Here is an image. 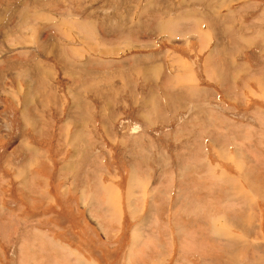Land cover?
Instances as JSON below:
<instances>
[{
  "label": "rangeland",
  "instance_id": "obj_1",
  "mask_svg": "<svg viewBox=\"0 0 264 264\" xmlns=\"http://www.w3.org/2000/svg\"><path fill=\"white\" fill-rule=\"evenodd\" d=\"M230 5L233 13L226 10ZM213 9L217 12H209ZM253 23L258 28L253 30ZM263 24L264 0H0V203L15 211L8 213L7 222L0 217L2 226L17 232L22 222L15 215L20 214L19 220L31 215L22 205L40 193L37 187L28 199L10 167L26 160L33 180L32 166L38 163L37 174L46 173L53 181L61 165L69 182L84 175L85 201L96 198L88 194L107 180L115 186L106 185L109 196L121 192L123 197V228L110 250L112 239L105 242L96 223L80 214L86 208L76 200L73 208L79 216L73 214L72 221L69 208L66 214L69 196L59 202L57 212L47 209L54 214L52 223L65 225L54 234L76 247L75 264L79 259L86 264H160L153 256L163 254L159 244L167 239L161 234L176 219L183 229L168 238V251L172 248L196 264H231L232 258L239 264H264V121L253 108H264V79L256 81L258 91L250 76H243L249 71L247 57L254 71L264 64L262 44H247V33L264 39L259 29ZM207 57L213 58L206 61L209 67L203 61ZM180 59L191 69L182 83ZM244 84L255 90L252 97L243 91ZM18 103L21 112L29 113L22 114L26 135H49L39 144L42 148L17 131L20 123L8 108ZM121 117L132 125H120ZM209 119L217 121L207 124ZM116 132L134 135L124 144L98 140ZM162 162L166 166L161 168ZM105 166L110 177L103 175ZM170 170L181 179L172 178ZM146 175L156 184H161L157 178L166 183L161 203L154 200L149 207L158 219L154 223L146 222L145 205L132 209L124 201L126 194L138 199L145 195L144 188L130 186L144 184ZM56 189L51 184L48 198L56 197ZM167 213L174 220L162 223ZM49 222L39 220L47 228L43 231L54 229ZM106 224L118 228L115 222ZM72 228L86 236L77 238ZM146 229L149 236L130 237L132 230ZM233 233H243L249 243L241 253L239 235ZM16 237H1L0 247L4 250L3 243ZM34 243L27 240L22 245L27 252L20 246L19 254V247L10 254L6 246L0 264H24L27 255L33 259L39 252ZM227 245L237 246L236 253L223 261ZM46 249L61 253L52 242Z\"/></svg>",
  "mask_w": 264,
  "mask_h": 264
},
{
  "label": "crops",
  "instance_id": "obj_2",
  "mask_svg": "<svg viewBox=\"0 0 264 264\" xmlns=\"http://www.w3.org/2000/svg\"><path fill=\"white\" fill-rule=\"evenodd\" d=\"M226 10L227 11L229 10V12L233 13L234 7H232L230 5L229 9L226 8ZM255 11H251V13H254ZM209 12L213 13V12H217V10L213 9V10H210ZM258 26H259L258 23H253L252 29L254 30V29L258 28ZM261 26L262 27H259V29L261 30L260 31L261 34H263L264 33V24ZM250 36H251V33H247V38H248L247 44L258 45V46L262 44L259 47V51L263 50L264 49V46H263L264 45V39H262L258 36H253V37H250ZM197 53H198V51H197ZM212 59L213 58H211V57H207V58H204L203 61L212 60ZM179 64L181 66L180 67V70H181L180 75H184V74L187 75V74L191 73L190 65L187 66L186 62L183 59H180ZM253 64H254V62L249 60L247 57V66H248L249 71L246 74H243V76H247V77L250 76V80L252 81L253 84L250 83L249 86L251 84L254 86V83H255V86L257 87L256 81L260 80V79H264V64L261 63L260 64L261 69H258L256 71L251 69V66ZM204 71H205V74L207 75L206 70H205V64H204ZM186 75L181 77V79H180L181 83L183 81H185ZM205 78H206V76H205ZM246 84L243 85V88L245 87ZM257 89L259 91L258 87H257ZM244 90H248L251 93L250 94L251 97H252V92L255 91L253 89V87L252 88L251 87H245L243 89V91ZM190 94H191L190 92L187 93L188 98H190L189 97ZM13 101L14 100H12V102ZM245 103L247 104V101H245ZM13 104H16V102L14 101ZM19 104L20 103H18V107L15 105H11V107L8 108L9 112L12 113L14 120H16L17 122L20 123L18 125L15 121L13 122V125H18V127H20V129L17 131L23 132V134H25L24 138L27 141L30 139V138L27 139V136L33 137L34 142L38 146H39V144L46 142L49 139L48 138L49 135H47V134L43 135L40 132H38L37 134H34V135H33V133L30 135H26L27 130L22 129L24 127V126H22V123L24 122L22 120V116H23L22 113H25V110H23L21 112V105L19 106ZM252 105H255V104H252ZM253 108L257 114L256 118L260 119L261 122L264 121V108L263 107L260 108V107H258V105L253 106ZM261 109H263V110H261ZM158 111H159L158 106L155 109L153 108V113L157 114ZM25 115L28 116L29 113H26ZM114 117H115V119L118 118L117 115H115ZM121 118L123 120H121L120 125H124L125 127H127L128 125H132V122L128 121L127 117L126 118L121 117ZM213 121H217V120L213 119ZM213 121L211 119H209L207 124H212ZM114 122H116V120H114ZM117 122H120V121H117ZM215 124H217V123H215ZM248 124H250V123H248ZM150 125H154V123H151ZM250 127L248 129L249 132H250ZM262 128H263V134H264V122H262ZM102 129H103V127H102ZM106 132H107V130H106ZM116 133L117 134L108 133L106 135V137H104L105 136V134H104V136H102L103 138L100 136L98 138V140L100 139L101 141H106V142H111V143H116V144L118 142L120 144H124V143H126V138H128V141H130V140H132V137L134 135V134H130L127 137L125 134H122L121 132H116ZM143 133H142L143 135H146L145 131H143ZM71 137H72V135H69V141H71ZM242 138H243V136H242ZM251 139H250V141H251ZM135 140H137V139L135 138ZM207 141H209V139H207ZM210 141H211V144L216 142L213 139H210ZM261 146H262V143L259 145V147H261ZM34 147H35V145H34ZM40 148H42V147H40ZM261 151L264 154V150H261ZM130 154L131 153H129V155ZM169 157L170 156H168L167 158H169ZM177 158L182 159L183 156L177 155ZM52 159H51V161H52ZM45 164H47V162ZM51 165H52V163H51ZM159 166H161V168H162L163 166H166V163L162 162L161 165H159ZM30 167L31 166L29 165V163L26 160L22 161V163L20 164V166L18 168L10 167L14 171V173L12 175L13 180H15V181H17L18 179H19V181L21 180V184H22V186H24V187H21L22 190L28 191V194H27L28 199L30 197L29 192L31 190H36V188L38 187L39 192H40L39 194L33 196V199L32 200L30 199L29 203L24 202V204L22 205L23 209H25V210L28 209L29 211L33 212L31 215L25 214V216L21 220H19L20 219L19 217H21L19 213H18V215H15L17 217L16 220L22 222L21 226L18 228L17 232H14L12 230L13 227L6 228V226H2L3 223L0 222V229H2V230H0V233H2V236L0 235V238L6 237V236H13V235L17 236L16 240H14V241L9 240L7 245H6V246H9V248L11 249L10 254L13 253V250H15L16 247L17 248L19 247L18 251H16V253L19 254L20 246H22L24 243H26L27 240L33 239V241H35V243L31 244V246L34 245L35 250L37 249L39 251L38 255H36L34 253L33 259L29 258V255H27L25 257V260L23 261L24 264H47V262H48V264H75L72 261V256L75 255L76 247L70 246V244L68 242H66V241L64 242L61 238L55 236V234H54L55 230L62 231V229L65 227V225H60V228H59L56 225V222L52 223L54 214L47 212V209L50 207H51L50 209H52L53 212H57L59 209H61V207H59L57 209H56V207L59 205V202H61L64 199H67L68 196H69V207H66V214L68 213V208H69V219H71V221L73 220V217L75 216L73 214H76V216H79V214L75 211V208H73V205L75 204V200H76L78 202V206H81L82 208H86L85 212L80 213V214L83 215L84 219H89L91 222H93V224L96 223V226L98 227V229L100 231V235H102L105 242L107 239H110V240L112 239L111 241L113 242V246L110 245L108 250L112 249L116 245V243L118 242L119 234L121 233L122 228H123V221H122L123 215H122V211H121L122 203H123L122 202L123 197H122L121 192H119V195L111 194V197L109 196V193L107 191L108 187H106V185L110 184L109 185L110 189L115 187L110 180L102 181L101 185L98 186L95 191L90 192L88 194L91 196L98 195L96 198L95 197L93 199L91 198L92 199L91 201L90 200L85 201L84 196L86 194V186L84 183H82V179L84 176L83 174L80 175L79 181L75 180L76 177H74L73 180L71 182H69V175H67L64 171L61 170V165H60L58 168V171H57L56 178L53 181H51L48 179V177L45 176L46 173L42 174V172H39L37 174V172L35 171L36 168L41 167V165H38V163H37V164L32 166V169L34 171L33 172L34 177L32 180L30 175H29V168ZM161 168H160L161 173H163V170ZM110 171H111V169L108 168L107 166H105L103 169V175L106 176V172H108L107 177H110L111 176ZM201 171H198V172L200 173ZM193 172H197V171L195 170ZM170 173L173 175L172 178L181 179V177L179 176V172L175 174V172L170 170ZM131 176H134V175H131ZM16 177H17V180H16ZM134 177L137 178V176H134ZM142 179H144V178H142ZM156 181L161 182V184H156L155 179L152 180V178L149 175H146L144 184L139 182L136 184V186H130L131 189H135V187H139V186L141 187V189L144 188L146 190L145 195L141 196L140 199H138L137 197H131L130 194L129 195L126 194V196H124L125 204L131 206L132 209L135 208L134 204H139V206L145 205L147 207V211L145 212L147 215L146 222L151 221L152 223H154V222L158 221V219L155 215V212H153L152 210L150 211L149 207H151V205H153L154 200L159 201L160 198H163L162 195L165 196V194H166V187L162 189V187L164 185H166L165 180H163L162 178H157ZM51 182H53V183H51ZM51 184L56 186V188H57L56 189L57 190L56 197L52 195V199L48 198L49 194H50L49 189H50ZM17 185H19V184H17ZM174 189L177 190V188H174ZM159 191H160V193H159ZM73 196L77 197V199H74ZM82 200H83V202H82ZM158 203H161V201H159ZM162 203H163V201H162ZM26 205L28 206V208L26 207ZM172 205H177V204L173 203ZM102 208H104V212L102 211ZM12 211L15 213V211L13 209H11L10 206L0 203V217L2 218V220H3V218L5 220H6V218H8V220H9L11 217L8 216V213H11ZM19 211H21V209ZM16 212H18V211H16ZM59 212L62 213L63 215H65V213L62 212V210ZM55 215H56V218L58 219L57 214H55ZM148 216H150L149 219H148ZM247 219H248V215H246V217L242 221L245 226L248 223ZM39 220H42V221L49 220L50 221L48 223L49 226L55 224L54 229L52 231H49V229H48V231H43V229H47V228L43 227V225H40ZM173 220H174V217H172V220L168 219V213H167L166 217L162 219V223L165 221L169 222V221H173ZM109 221H112L113 223L114 222L117 223L119 230L116 231L118 228L115 226V224L113 226H109L108 224H106ZM176 221H177V223H174V226L172 225V227H173L172 229H171V225H167L165 223L166 228L163 230V234H161V237H164L167 240L166 241L163 240L159 244V246L162 247V249H163V254L158 255V256L154 255L153 257H155V259L153 261L159 262L160 264H182V263L196 264L195 261L184 259L183 256H181V257L178 256L177 255L178 253H174L172 248L168 251V247H167L168 240H169L168 238L174 237V234L176 232H178L180 229H183V225H182L181 221L179 219H176ZM6 222H7V220H6ZM222 223H221V226H222ZM32 227L34 228V231L30 229ZM212 230L213 229H211V231ZM37 231H39V232H37ZM154 231L156 232V230H153L152 232H154ZM42 232H45L46 235L42 234ZM72 232L75 233L77 238H80L82 236L83 237L86 236L82 232H80V230L78 231V233H76V231L73 228H72ZM150 233H151L150 229H146V231L144 233H140V230H132L130 233V237L131 238L137 237V236L142 237L144 235L149 236ZM252 233H256L255 230L252 229ZM41 234L44 236H42ZM233 234L234 235H240V236L244 237L243 233H241V234L233 233ZM37 235L40 236L41 239L40 238L34 239L35 236H37ZM257 238H258V236H257ZM225 240L229 242V239H225ZM231 241H234V239H231ZM51 242L60 248L61 253H56L54 250L46 249L48 247L49 243H51ZM64 244H66V245H64ZM3 246H4V250L2 247H0V254L1 255L4 254V251L9 249V248L8 249L5 248L6 247L5 243H3ZM22 247H25V246H22ZM43 247H45V248H43ZM12 248H13V250H12ZM27 248L25 247L26 252H27ZM235 248H237V247H228V245H227V247L224 250V257L225 258L223 259V261L226 260L229 257V255L233 256V253L235 254V252H234ZM135 255H137V254H135ZM135 255H133V256H135ZM84 262H86V261L83 259H79V263H77V264H86ZM240 262L241 261H234L232 258L231 264H239ZM198 263L200 264L199 260H198Z\"/></svg>",
  "mask_w": 264,
  "mask_h": 264
},
{
  "label": "bare ground",
  "instance_id": "obj_3",
  "mask_svg": "<svg viewBox=\"0 0 264 264\" xmlns=\"http://www.w3.org/2000/svg\"><path fill=\"white\" fill-rule=\"evenodd\" d=\"M2 2H3V1H2ZM24 6H25V5H24ZM25 14H26V13H25ZM21 15H22V14H21ZM27 17H28V15H27ZM21 19H22V18H21ZM27 22H28V21H27ZM19 23H20V22H19ZM35 23H36V22H35ZM1 24H2V23H1ZM17 24H18V23H17ZM29 24H30V23H29ZM32 26H33V25H32ZM6 28H7V27H6ZM0 29L2 30V28H0ZM3 30H4V29H3ZM17 30H18V29H17ZM58 31H59V30H58ZM2 32H3V31H2ZM205 62H206V61H205ZM213 62H214V61H213ZM213 62H212V63H213ZM213 65H214V64H213ZM207 66H208V63L206 62V67H207ZM208 67H209V66H208ZM209 72H210V71H209ZM25 108H26V107H25ZM22 114H26V111H25V113H22ZM75 136H78V135H75ZM29 151H30V150H29ZM30 153H31V152H30ZM31 155H32V154H31ZM31 164H32V163H31ZM234 185H236V184L234 183ZM231 187H232V186H231ZM233 187H234V186H233ZM252 188H253V187H252ZM233 191H236V190H235V189H232V192H233ZM109 192H110V191H109ZM111 194L116 195L115 192H114V193H113V192H110V195H111ZM257 196H258V195H257ZM111 200H112V199H111ZM173 213H174V212H173ZM217 224H218V223H217ZM223 224H225L224 221H223L222 225H223ZM218 225H219V226H218ZM218 225H217V228H220V227H221V224L219 223ZM215 226H216V225H215ZM214 230H215V229H214ZM237 238H238L240 241H242V242L240 243L239 240H236V242H237V246H238V248L240 249V251H238V252L241 253V252L243 251V249H245L246 247H247V248L249 247V243L247 242L246 238L243 237V236H240V235H239ZM245 245H247V246H245ZM237 246H236V247H237ZM241 246H244V247H241ZM247 248H246V249H247ZM235 253H236V252H235ZM240 257H241V256H240ZM261 261H263V260H261ZM248 263H249V262H248ZM259 263H260V262H259Z\"/></svg>",
  "mask_w": 264,
  "mask_h": 264
},
{
  "label": "built area",
  "instance_id": "obj_4",
  "mask_svg": "<svg viewBox=\"0 0 264 264\" xmlns=\"http://www.w3.org/2000/svg\"><path fill=\"white\" fill-rule=\"evenodd\" d=\"M175 40H179V39H175Z\"/></svg>",
  "mask_w": 264,
  "mask_h": 264
}]
</instances>
